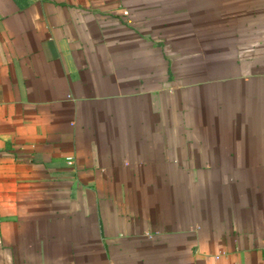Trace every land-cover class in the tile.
I'll use <instances>...</instances> for the list:
<instances>
[{"label":"crops","instance_id":"crops-1","mask_svg":"<svg viewBox=\"0 0 264 264\" xmlns=\"http://www.w3.org/2000/svg\"><path fill=\"white\" fill-rule=\"evenodd\" d=\"M0 264H264V0H0Z\"/></svg>","mask_w":264,"mask_h":264}]
</instances>
